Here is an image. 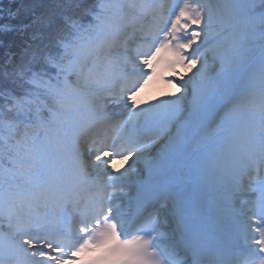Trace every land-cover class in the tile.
Masks as SVG:
<instances>
[{"label":"snow or ice","instance_id":"snow-or-ice-1","mask_svg":"<svg viewBox=\"0 0 264 264\" xmlns=\"http://www.w3.org/2000/svg\"><path fill=\"white\" fill-rule=\"evenodd\" d=\"M32 7L0 25V264H264V0Z\"/></svg>","mask_w":264,"mask_h":264},{"label":"trees","instance_id":"trees-1","mask_svg":"<svg viewBox=\"0 0 264 264\" xmlns=\"http://www.w3.org/2000/svg\"><path fill=\"white\" fill-rule=\"evenodd\" d=\"M36 2L37 0H0V25L19 26L30 22L32 14L39 12L38 8L32 7ZM17 9L19 12L13 18L11 14ZM0 39L19 43L21 38L14 33H8L7 36H0Z\"/></svg>","mask_w":264,"mask_h":264},{"label":"rangeland","instance_id":"rangeland-1","mask_svg":"<svg viewBox=\"0 0 264 264\" xmlns=\"http://www.w3.org/2000/svg\"><path fill=\"white\" fill-rule=\"evenodd\" d=\"M183 71L184 70H182L181 74H183ZM174 93H175V89H172V88L170 90L164 92V93H156L150 97H147L145 103H152V102H156L160 99L170 98L173 96ZM244 193H248V192H241L240 195L245 196V195H243Z\"/></svg>","mask_w":264,"mask_h":264},{"label":"bare ground","instance_id":"bare-ground-1","mask_svg":"<svg viewBox=\"0 0 264 264\" xmlns=\"http://www.w3.org/2000/svg\"><path fill=\"white\" fill-rule=\"evenodd\" d=\"M147 87H150V88H160L162 87V85L158 84V83H149L148 85H146ZM153 90H151L149 93H152ZM149 93H146L145 90L142 89V92L139 94V96L141 97H148V94ZM140 100V99H139ZM117 164L120 163L119 161L116 162ZM245 196H254V195H257L256 193H251V192H248V193H244Z\"/></svg>","mask_w":264,"mask_h":264}]
</instances>
